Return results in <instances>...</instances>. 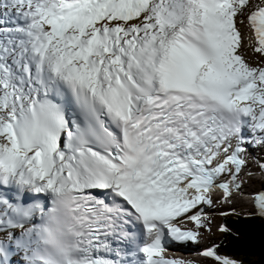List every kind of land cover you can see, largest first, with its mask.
I'll return each instance as SVG.
<instances>
[{
  "label": "snow or ice",
  "instance_id": "snow-or-ice-1",
  "mask_svg": "<svg viewBox=\"0 0 264 264\" xmlns=\"http://www.w3.org/2000/svg\"><path fill=\"white\" fill-rule=\"evenodd\" d=\"M243 18L264 55V0H0V264H185L264 146Z\"/></svg>",
  "mask_w": 264,
  "mask_h": 264
},
{
  "label": "rangeland",
  "instance_id": "rangeland-1",
  "mask_svg": "<svg viewBox=\"0 0 264 264\" xmlns=\"http://www.w3.org/2000/svg\"><path fill=\"white\" fill-rule=\"evenodd\" d=\"M244 22L239 23L238 27L244 29L241 31L244 46H242L241 54L245 61L253 67L264 66V55L256 53L254 51L255 40L252 38L250 30L246 26L245 18ZM251 133V131H249ZM252 134V133H251ZM256 137L252 135L250 141L252 146L244 153V165L241 167L240 172L235 180V184L239 185V190L230 184V196L226 199L224 194L212 195V205H202L205 209L206 216L205 229H199L200 240L198 247H201L203 251L208 248H212L210 244L216 242L217 237L220 236L219 223L220 215L229 212L247 214L252 213L255 210L254 196L259 190L264 189V146H260L255 143ZM234 147V146H233ZM245 156V158H244ZM233 166L229 164L228 168L234 171ZM225 180L231 181V176L225 174ZM214 194V193H212ZM214 196V197H213ZM207 214V215H206ZM179 224L188 229L196 230L195 224L189 222L186 218L181 219ZM1 239V238H0ZM192 251L193 248H185V250ZM168 251L170 249H167ZM203 251L199 256L195 253L183 256L182 259L185 264H219V262L213 258L203 256ZM175 259V257H172Z\"/></svg>",
  "mask_w": 264,
  "mask_h": 264
},
{
  "label": "trees",
  "instance_id": "trees-1",
  "mask_svg": "<svg viewBox=\"0 0 264 264\" xmlns=\"http://www.w3.org/2000/svg\"><path fill=\"white\" fill-rule=\"evenodd\" d=\"M216 251L240 264H264V219L253 213H227L220 218Z\"/></svg>",
  "mask_w": 264,
  "mask_h": 264
},
{
  "label": "bare ground",
  "instance_id": "bare-ground-1",
  "mask_svg": "<svg viewBox=\"0 0 264 264\" xmlns=\"http://www.w3.org/2000/svg\"><path fill=\"white\" fill-rule=\"evenodd\" d=\"M241 25H242V23H241ZM239 28V27H238ZM239 30H240V28H239ZM243 32L244 31V29L242 30V28H241V30H240V32ZM242 46H244V41L242 40ZM242 55V54H241ZM245 135L248 137V139L250 140L251 139V136H250V134H249V131H246L245 132ZM232 143L234 144V145H236V140L234 139L233 141H232ZM249 149V148H248ZM247 151V150H246ZM246 151H244V152H242L241 153V157L243 158V155H244V153L246 152ZM244 158H245V156H244ZM244 160V159H243ZM219 162H221V160H219L218 159V163ZM229 166V165H228ZM233 168V167H232ZM221 177L222 178H224V174L222 173L221 174V176L218 178V179H221ZM224 181V179L221 181V182H223ZM216 195H219V194H216ZM210 197L212 196V195H209ZM214 197V196H213ZM198 207H203L202 205H200V206H198ZM204 208V207H203ZM0 238H3V233H0ZM185 248H192V247H189V246H185V247H183V248H176V249H172L171 250V254H173L176 258H180V259H182L183 258V256H186V255H189V254H186L187 252H189L190 251V249L189 250H185ZM14 259H15V257H14Z\"/></svg>",
  "mask_w": 264,
  "mask_h": 264
},
{
  "label": "water",
  "instance_id": "water-1",
  "mask_svg": "<svg viewBox=\"0 0 264 264\" xmlns=\"http://www.w3.org/2000/svg\"><path fill=\"white\" fill-rule=\"evenodd\" d=\"M260 194H264V190H259L258 192H257V194L255 195V199H254V203H255V209L257 210V207H256V197L258 196V195H260ZM257 212H258V210H257Z\"/></svg>",
  "mask_w": 264,
  "mask_h": 264
},
{
  "label": "clouds",
  "instance_id": "clouds-1",
  "mask_svg": "<svg viewBox=\"0 0 264 264\" xmlns=\"http://www.w3.org/2000/svg\"><path fill=\"white\" fill-rule=\"evenodd\" d=\"M245 22H246V26L248 27V22H247V19L245 18ZM248 29L250 30V33L252 32V30H251V28L250 27H248ZM252 35V34H251ZM252 38L254 39V37L252 36ZM244 41V40H243ZM245 42V41H244ZM254 212H255V210H254ZM253 213V212H252ZM253 215H256V214H254L253 213ZM256 216H258V217H260L259 215H256ZM260 218H262V217H260ZM262 219H264V218H262Z\"/></svg>",
  "mask_w": 264,
  "mask_h": 264
}]
</instances>
